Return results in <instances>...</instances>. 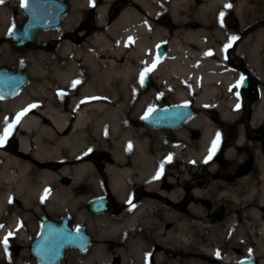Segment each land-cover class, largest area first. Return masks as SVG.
I'll return each instance as SVG.
<instances>
[{"label":"flooded vegetation","instance_id":"1","mask_svg":"<svg viewBox=\"0 0 264 264\" xmlns=\"http://www.w3.org/2000/svg\"><path fill=\"white\" fill-rule=\"evenodd\" d=\"M61 1L67 4V10L58 26L48 30L40 28L45 24L43 3L33 6L34 0H27L28 5L21 7L20 0L0 2V80L9 75L15 80L11 86H20L16 96L0 97V103L24 93L29 98L25 109H47L52 103L67 109L69 94L52 78L50 67L53 61H60V45L69 42L75 52L80 50L71 61L81 65L84 61L81 51L93 50L91 39L97 33H105L124 10L133 11L131 25L124 29L131 27L134 32L126 37L122 60L136 49L137 42L142 44V50L136 51L133 58L139 68L137 93L157 98L161 103L155 108L184 104L194 108L195 114L186 121L178 115L173 128L162 130L140 127L142 116L135 118L133 132L140 140L146 136L149 140L150 160L146 167L149 172L139 175L134 170L122 200L111 191L107 166L113 165L114 159L110 150L102 146L88 150L85 158L99 190L91 191L85 211L94 216L119 217L133 213L142 200L149 198L152 203L144 207L140 217L144 215V219L159 228L164 226L166 232L182 231L201 246L215 247L206 254L203 249L194 251L193 246H175L167 253L168 257L186 260L197 254L201 264H264V0H181L182 7L175 5L174 11L173 4L179 0H114L106 6L101 32L96 11L103 0H88L85 5L78 0ZM117 5L120 8L112 19V9ZM34 10L35 24L29 20ZM19 28L35 32L31 49L17 51L9 46L8 35ZM50 32L55 36L45 38ZM190 36L198 40L188 39ZM232 37L236 39L231 40ZM174 40L183 62L194 71L201 68L202 75L193 82V87L186 80L174 84L171 77L155 73L156 65L169 58ZM230 41L231 46L225 50ZM44 55H48L47 62ZM176 57L177 54L170 56ZM141 73H145L143 80ZM204 76L207 81L202 80ZM241 77L243 85L233 87ZM205 84L214 89L216 99L197 104ZM76 89L77 86L71 94ZM178 91L186 93L185 101L177 100ZM195 121L198 125L193 124ZM18 132L17 128L11 129L5 146ZM217 134L218 146L205 163ZM13 142L15 153L17 143ZM126 151L125 162L130 167L132 145ZM50 163L56 171L65 164ZM137 167L140 169L141 164L137 163ZM158 171L160 176L156 178ZM96 198L109 199L111 211L95 213L98 207L92 209L90 203ZM63 219L68 220L71 228L75 227L66 214L55 220ZM91 235L93 239L86 252L65 250L62 263H82L83 258L88 264H155V256L164 252L163 245L153 244V249L146 250V245L141 244L135 254L123 259L107 249L110 247L107 245L103 248L105 258L98 260L93 249L96 236ZM212 238L219 240L215 242ZM68 252L80 260L68 258Z\"/></svg>","mask_w":264,"mask_h":264},{"label":"bare ground","instance_id":"2","mask_svg":"<svg viewBox=\"0 0 264 264\" xmlns=\"http://www.w3.org/2000/svg\"><path fill=\"white\" fill-rule=\"evenodd\" d=\"M107 2L110 0H103L101 5L103 3L104 5L96 11L100 32L104 29L102 23ZM180 2L181 0L174 2L173 6L182 7ZM176 8L173 7V11ZM133 16V11L126 9L105 33H97L90 42L93 50L87 53L81 51L84 58L81 65L71 61V58L78 56L80 50L75 52L69 42L60 45V61L52 60L51 76L60 84L61 90L69 94V107L64 109L62 105L56 106L52 103L47 109H28L17 122L19 132L15 153L14 150L7 151V146L0 150V264H20V261L12 262L2 246L9 234L12 232L17 234L19 244L14 247L21 248L20 242H26L34 231L31 218L53 214L55 210L64 206L76 208L79 201L85 198L84 194L80 195L77 192L78 189L83 188L87 194L89 190H99L96 176L85 158L91 148L102 146L110 150L114 162L113 165L107 166V172L110 176L111 191L119 200L123 199L134 170H137L139 175H148L149 169H146L150 160L148 137H143L142 140L137 138L131 127L136 120L125 115L128 109L135 111L148 104V98L137 93L135 87L139 68L133 58L136 51L142 50V44L137 42L136 49L129 51L122 60L126 37L132 36L134 32L131 27L124 28L131 25ZM54 36V32L45 34V38ZM188 39L198 40L195 36ZM176 44L177 40H174L170 47V56L177 54V57L172 59L169 56L162 64L156 65L155 73L171 77L174 84L186 80L193 87V82L202 75L201 68L194 71L187 66L182 60V53L177 51ZM44 57L43 60L47 62L48 55ZM202 80L207 81V77L204 76ZM74 82H77L75 83L77 91L71 94L75 88ZM176 95L179 101L187 99L184 91H178ZM27 98L22 93L12 100L1 103L4 109L0 113V131L6 127L3 118L5 114L11 111L16 119L27 107L29 99ZM215 99L214 89L205 84L196 103L200 104L205 100L214 102ZM45 122L49 123V126H44ZM129 144L132 145L134 152L131 158L132 165L127 167L125 161ZM23 155L31 156L33 162L23 158ZM48 161H64L65 164L59 171L54 172L44 168L45 164H41ZM137 163L141 164L140 169ZM86 197L89 198L90 195ZM151 203L152 201L146 198L138 204L133 213L119 217L108 215L110 219L104 215L105 218H101L100 221L107 223L106 229L101 230L104 232H97L96 242L110 238L130 240L134 236H141L138 226L150 224L151 221L144 219V215L140 217V213ZM155 227L159 232L163 230L154 225ZM134 228L135 233H131ZM212 240L217 242L219 239ZM168 242L177 247L193 246L194 251L203 249L206 254L212 253L215 249L213 246L209 247L206 244L201 246L200 242H193L182 231L177 234L168 231L164 237L160 239L159 236L156 237V243L164 246V252L155 256V264H201L196 258L197 254L186 260L168 257L167 253L172 249ZM129 246V252L132 254L140 247L133 248L132 244ZM94 251L98 260L105 258L102 244L97 243ZM121 254L125 259L127 252ZM81 264L88 263L84 259Z\"/></svg>","mask_w":264,"mask_h":264},{"label":"water","instance_id":"3","mask_svg":"<svg viewBox=\"0 0 264 264\" xmlns=\"http://www.w3.org/2000/svg\"><path fill=\"white\" fill-rule=\"evenodd\" d=\"M44 4V27L41 25V30H48L58 26L59 19L67 10V4L61 0H34L35 4ZM30 4V3H29ZM28 5L25 0V6ZM120 6H114L112 9V19ZM42 12V10H41ZM42 13L40 14L41 17ZM40 19V18H39ZM30 23H37V12L34 10L29 14ZM43 28V29H42ZM35 32L27 33L24 28H19L12 31L8 37L7 42L13 50H29L34 43ZM26 77V76H25ZM12 82V83H11ZM15 80L9 75H5L0 80V97L13 98L20 90V86L14 85ZM195 114L194 108L188 105H171L167 108L154 109L147 113L139 120L141 127L152 129H171L177 124V116L182 115L183 120L191 118ZM14 142L11 141L6 150L13 151ZM60 164H56L59 167ZM90 207H98L95 213H104L111 211V202L109 199L96 198L90 203ZM92 242V236L84 228L77 227L71 229L68 225V220L64 219L61 222H56L52 219H44L41 222L40 230L35 239L28 247L30 256L37 264H60L64 258V251L66 249H76L85 252Z\"/></svg>","mask_w":264,"mask_h":264},{"label":"rangeland","instance_id":"4","mask_svg":"<svg viewBox=\"0 0 264 264\" xmlns=\"http://www.w3.org/2000/svg\"><path fill=\"white\" fill-rule=\"evenodd\" d=\"M82 4H86L87 2L84 0H81ZM80 1V2H81ZM79 2V0H78ZM114 0H110V2L105 3L106 5L113 3ZM104 5V3L102 4ZM101 5V6H102ZM143 65V64H142ZM141 96H145V98H148V104H145V106H143L141 109L138 110H131L128 109L125 112L126 116H130L129 118H136L139 116H143L145 113H147L148 111L155 109V107H157L158 105H160L161 102L157 101V98L155 99L154 96H152L149 93H140ZM168 99V98H167ZM3 107L1 106L0 103V113L3 112ZM6 123V126L11 125L14 121H16L15 119V114L12 113L11 111L9 113H6L5 116L3 117ZM128 118V119H129ZM41 119V118H40ZM44 126H49V123H44ZM17 128V122L15 123V127L13 129L16 130ZM4 130L0 131V135H3ZM17 139H18V133L16 134V136L14 137V141L17 143ZM16 148V147H15ZM1 157V155H0ZM26 160L32 161V158L30 156V158H27ZM44 166V168L46 169H50L53 170L54 172H57L56 167L53 166V163L51 165V163L48 162H44L41 163ZM59 170V169H58ZM0 188H1V184H0ZM80 195L84 194V199L79 201V204L76 206V208L72 209L69 208L68 206H64L62 208H59L58 210H55L53 212V214H43L42 216L39 217H33L31 218L34 224V231L33 233L27 238L28 240L26 242H20L22 244L21 248H15V245L19 244V241L17 240V234L12 232L11 235L7 238V247L5 248L4 244L2 243V246L4 248L5 254H7L12 262L15 261H20V264H36L35 260L30 256L29 252H28V247L31 243V241L35 238V236L37 235V233L39 232L40 229V223L43 219H57L60 217H63L64 214H66L67 216L70 217V224L73 226H80L82 228L87 229L90 233L94 234L95 236H97V232H104L101 230H105L106 229V225L107 223L105 222H101L100 219L101 218H105L108 217L109 219L111 218L108 215H103V217H96L94 215H90L89 213H87L85 211V205L86 202L89 198H87L86 196H89L92 194L91 190H89V194H87L85 192V190L83 188L78 189L77 191ZM113 216V215H111ZM114 218V217H113ZM110 222V221H109ZM141 228H139V233L141 235H143L141 237V240H139V236H134L133 239L130 240H115L113 238H110L109 240L103 241V242H96L94 243L93 249L95 247V245L97 243L102 244L103 248L107 245H109L110 247H106L107 249H112L113 250V254H118L120 255V257L122 256V252H127V255H133L132 253H129V245H133V248H136L137 246L139 247V245L143 244L146 245L145 249L146 250H151L153 249V244L156 243V237L159 236V239L164 237L165 234V230H162L159 232L157 231V227L154 228V225L152 224H144L143 226H138ZM162 228L164 229V226H162ZM136 228H134V230L131 233H135ZM128 238V237H127ZM144 240V241H143ZM114 244V246L112 245ZM167 244H170V242H168ZM171 248H174L175 246L171 243ZM155 246V245H154ZM156 246H158V244L156 243ZM159 247V246H158ZM144 248V247H143ZM84 256V255H83ZM67 257H71L72 259H75L76 261H79L80 259L77 257V255H73L72 253L68 252L67 253ZM80 262H83V258ZM64 264V263H62ZM77 264H81V263H77Z\"/></svg>","mask_w":264,"mask_h":264},{"label":"snow or ice","instance_id":"5","mask_svg":"<svg viewBox=\"0 0 264 264\" xmlns=\"http://www.w3.org/2000/svg\"><path fill=\"white\" fill-rule=\"evenodd\" d=\"M0 2H3V0H0ZM20 3H21V7H25V0H20ZM229 6L230 5H225V7H229ZM220 15H221V19H222L223 13H221ZM235 39H236V37L231 38V40H235ZM230 46H231V41L228 45H226L225 50L227 49V47H230ZM153 67H155V63L153 64ZM150 70L151 69H146L145 71L147 72ZM144 75H145V73H141V80H143ZM75 83H77V82H74L73 86H75ZM243 83H244V78L241 77L240 80L237 81V83L233 87L239 88L243 85ZM31 107H34V106H31ZM238 107H239V105H237V108ZM27 111H28V109H25L24 112L18 114L16 117V121H14L11 125H8L5 127L3 135H0V146H2L5 143V141L8 139V137L10 136L11 129L15 127V123L18 122L20 117L23 116ZM218 141H219V134H217L216 140H214L212 143V147L209 150V155H208L207 159L205 160V163H207V160H210L212 158V156L214 155L215 149L218 146ZM159 176H160V172L158 171L156 178H159ZM9 235H11V234H9ZM3 244L6 248L7 247V237H5Z\"/></svg>","mask_w":264,"mask_h":264}]
</instances>
